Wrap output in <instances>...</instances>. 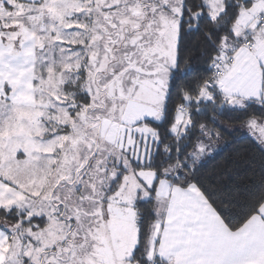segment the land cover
Returning <instances> with one entry per match:
<instances>
[{
    "label": "snow or ice",
    "instance_id": "6c2138e0",
    "mask_svg": "<svg viewBox=\"0 0 264 264\" xmlns=\"http://www.w3.org/2000/svg\"><path fill=\"white\" fill-rule=\"evenodd\" d=\"M0 264H264V0H0Z\"/></svg>",
    "mask_w": 264,
    "mask_h": 264
},
{
    "label": "trees",
    "instance_id": "16d2710c",
    "mask_svg": "<svg viewBox=\"0 0 264 264\" xmlns=\"http://www.w3.org/2000/svg\"><path fill=\"white\" fill-rule=\"evenodd\" d=\"M203 66H201V70H202ZM219 159V158H218Z\"/></svg>",
    "mask_w": 264,
    "mask_h": 264
}]
</instances>
